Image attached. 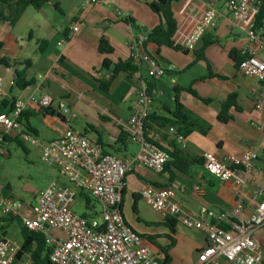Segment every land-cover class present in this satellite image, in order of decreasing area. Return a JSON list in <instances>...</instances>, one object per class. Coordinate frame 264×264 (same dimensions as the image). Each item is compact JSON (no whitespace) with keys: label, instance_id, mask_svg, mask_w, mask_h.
<instances>
[{"label":"crops","instance_id":"0c3cea01","mask_svg":"<svg viewBox=\"0 0 264 264\" xmlns=\"http://www.w3.org/2000/svg\"><path fill=\"white\" fill-rule=\"evenodd\" d=\"M210 1L215 2L218 15L194 50L160 47L155 52L152 45H146L165 70L163 77L147 79L142 71L132 75L119 73L106 91L99 86L107 75L101 62L107 60L112 66L128 60L131 34L125 30V18L137 28L136 32L145 35L159 23L158 17L145 6L150 0H112L106 7L83 6L77 0H46L39 9L25 7L11 27L0 22V60L5 62V66L0 64V76L4 82L14 81L17 72L27 84L21 90L15 86L6 88L0 114L9 110L12 100L24 99L26 122L40 139H57L69 128L97 142L104 153L117 157L134 155L137 147L127 140L124 124L134 106L139 80L150 86L145 137L164 146L173 137L168 128L183 133L185 147L179 148L181 157L197 163L185 173L168 168L155 174L133 166L121 188L119 210L126 225L140 236L141 245L150 250L154 259L163 264H197V254L208 242L201 232L185 229L173 219H162L150 209L139 196L144 186L170 189L173 200L184 211L194 212L203 206L222 213L226 224L245 220L258 202L251 186L246 185L236 194L231 182L219 184L203 169L201 156L209 153L220 159L227 155L239 157L246 148L253 147L257 154L253 184L264 191V171L259 160L264 148V109L256 112L251 103L258 82L242 76L230 58L246 42L243 24L231 26L227 0H175L171 10L176 29L170 40L183 48L190 29ZM0 12L7 13L3 7ZM71 26H77V31L72 33ZM260 35L264 38V21ZM60 40L63 42L58 46ZM100 40L111 49L109 54L97 51ZM40 94L62 101L74 117L66 121L55 112L43 116L29 101V97ZM229 95L234 96L235 109L230 108L228 120L220 123L216 116ZM174 102L186 117V123L177 128L170 125L174 120ZM196 186L197 192L193 191ZM2 196L11 197L7 186L0 189ZM238 200L242 209L236 216L233 209ZM86 210V214L92 211L96 216L98 205L92 200ZM0 218H5L1 212ZM8 224L3 225L7 228ZM252 238L264 264V227L256 230ZM0 239H7L6 229ZM11 240L21 242L20 236ZM11 264H29V260L25 255L14 258ZM216 264L226 263L218 259Z\"/></svg>","mask_w":264,"mask_h":264},{"label":"built area","instance_id":"2783aa9c","mask_svg":"<svg viewBox=\"0 0 264 264\" xmlns=\"http://www.w3.org/2000/svg\"><path fill=\"white\" fill-rule=\"evenodd\" d=\"M77 1L83 6L106 7L112 4V0ZM255 4L256 0H227L226 10L231 26L243 24L246 42L238 50L241 60L236 70L258 82L251 103L252 108L260 112L264 109V38L260 35L261 26L255 27L253 23ZM217 15L215 2H208L186 36L182 44L184 50H194L203 34L214 26ZM124 27L131 34L129 62L147 79L163 77L165 70L147 50L146 35L133 32L129 24L125 23ZM76 31L77 26H71V32ZM62 42L60 40L57 45ZM13 86V80L4 82L0 76V104L7 94L6 88ZM145 87V82L139 80L134 106L124 124L127 140L137 147L132 156L117 157L104 153L97 142L69 128L57 139H40L23 126L22 114L26 106L22 98L12 100L9 110L0 114V156L7 155L4 150L6 140H17L37 150L39 160L54 168L64 183L51 181L38 191L33 205L27 206L29 217L20 214L22 202L10 196L0 197L2 215L15 219L21 228L41 236L48 250L49 264H163L141 245L140 236L126 225L119 210L123 180L131 168L140 166L160 174L168 159L165 152L144 138V123L151 105V97L145 93ZM29 101L37 109L51 110L66 121L74 117L62 101L46 94L31 96ZM168 133L179 148L185 147L184 138L176 135L173 128H168ZM256 161L253 147L246 148L239 157L227 155L220 159L209 153L201 156L203 169L219 184L231 182L236 194L246 185L251 186V193L258 202L245 220L226 224L222 213L212 212L203 206L194 212L184 211L173 200V192L168 188L144 186L139 196L162 219H173L185 229L204 234L208 244L198 252L197 264H216L218 259L226 264H261V251L255 247L252 238L256 230L264 227V191L253 184ZM198 190L197 186L193 188L195 192ZM77 191L95 201L98 205L96 216L91 217L94 213L90 211L87 212L90 217L85 219L72 211ZM241 209L242 204L238 200L234 215L238 216ZM19 248L20 244L14 240L0 239V264H11Z\"/></svg>","mask_w":264,"mask_h":264},{"label":"trees","instance_id":"16d2710c","mask_svg":"<svg viewBox=\"0 0 264 264\" xmlns=\"http://www.w3.org/2000/svg\"><path fill=\"white\" fill-rule=\"evenodd\" d=\"M175 0H150V2L145 3V6L148 8L150 12L155 14L158 19L159 23L155 27H153L148 34H146L145 44L152 45L155 48V52L158 51L160 47H167L171 48L175 51H184L183 48L175 46L172 44L170 38L174 34L176 29V22L174 19L173 12L171 10V4ZM46 0H0V7H3L7 13L3 14L0 12V22H5L9 27H11L16 20L18 19L19 15L23 11V9L27 6H31L33 9H39ZM55 7V6H54ZM264 21V0H256L255 4V12L253 15V23L255 27L261 26L262 22ZM125 23L129 24L133 32L137 31V28L132 25V22L125 18ZM42 42H39V45ZM97 51L102 54H109L111 49L106 45L103 40H100L97 45ZM186 51V50H185ZM230 58L234 65L236 66L238 62L241 60V57L237 54H231ZM0 64L5 66V62L0 60ZM101 69L107 72V79L101 81L99 83L100 88L103 91L107 90V87L110 81L119 73H127L128 75L134 74L138 69L133 66L129 60L125 62L118 61L114 65H110L107 60H103L101 62ZM27 84L24 83L20 77V74L15 72L14 74V86L21 90ZM145 93L150 96V86L147 82H145ZM189 93L194 97L193 92ZM202 102H207V100H201ZM230 108H234V96L229 95L226 99L221 103L219 112L216 116V119L220 123H225L228 120L227 111ZM43 116L54 114L51 110L48 109H37ZM56 115V114H55ZM173 121L170 122L171 126H175L176 128L186 123V117L182 113L181 106H179L176 102H174V110L172 112ZM22 122L23 126L30 132L34 133L30 127L28 126L24 114H22ZM146 121V120H145ZM145 130V123L144 128ZM176 135H180L182 137L183 133L175 132ZM144 138L146 141L151 143L152 145L156 146L163 152H165L168 156L167 161L163 166V170H167L168 168H172L179 173H185L188 168L197 163L195 160L186 159L181 157V152L179 147L175 144V141L172 137V140L168 142L166 145L162 146L159 143L152 142L145 137L144 131ZM9 142L10 140H6ZM13 143L20 146V143L17 140H12ZM262 168L264 171V148L260 154L259 158ZM60 182V181H58ZM62 184H64L62 182ZM78 196L84 205V212L81 214L83 218L87 219L90 216L86 214V209L89 203L92 201L87 195L77 191L75 197ZM95 216L94 214L91 217ZM11 218H0V237L5 235L6 227L3 225L4 223H15L18 226L19 236H20V248L15 254V259H20L22 256H27L29 260V264H49L47 260V253L48 250L44 247L43 240L41 236L37 233H33L26 229H23L19 226L18 222ZM170 227V225H169Z\"/></svg>","mask_w":264,"mask_h":264},{"label":"rangeland","instance_id":"374dc122","mask_svg":"<svg viewBox=\"0 0 264 264\" xmlns=\"http://www.w3.org/2000/svg\"><path fill=\"white\" fill-rule=\"evenodd\" d=\"M7 155L0 156V185L8 187L11 197L23 203L20 214L29 217L28 205H33V197L51 181H61L54 168L43 164L38 154L24 143L13 142L5 145ZM71 209L76 214L84 211L83 201L76 196ZM18 228L9 223L6 228L7 239L18 240Z\"/></svg>","mask_w":264,"mask_h":264}]
</instances>
